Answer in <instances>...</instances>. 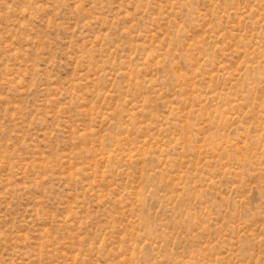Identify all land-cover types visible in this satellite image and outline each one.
<instances>
[{
    "label": "rangeland",
    "instance_id": "obj_1",
    "mask_svg": "<svg viewBox=\"0 0 264 264\" xmlns=\"http://www.w3.org/2000/svg\"><path fill=\"white\" fill-rule=\"evenodd\" d=\"M0 264H264V0H0Z\"/></svg>",
    "mask_w": 264,
    "mask_h": 264
}]
</instances>
